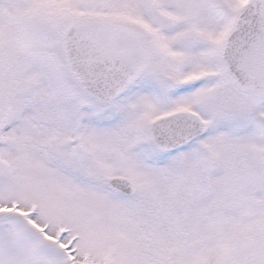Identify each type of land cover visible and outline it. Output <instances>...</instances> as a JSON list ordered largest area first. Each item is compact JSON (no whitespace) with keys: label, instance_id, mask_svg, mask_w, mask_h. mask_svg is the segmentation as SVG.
Returning <instances> with one entry per match:
<instances>
[{"label":"snow or ice","instance_id":"6c2138e0","mask_svg":"<svg viewBox=\"0 0 264 264\" xmlns=\"http://www.w3.org/2000/svg\"><path fill=\"white\" fill-rule=\"evenodd\" d=\"M0 264H264V0H0Z\"/></svg>","mask_w":264,"mask_h":264}]
</instances>
